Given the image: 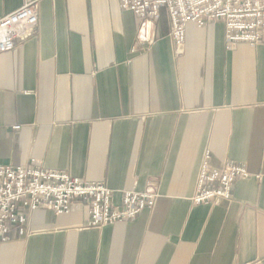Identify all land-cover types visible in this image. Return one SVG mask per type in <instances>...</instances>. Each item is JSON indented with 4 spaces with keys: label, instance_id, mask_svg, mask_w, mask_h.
Wrapping results in <instances>:
<instances>
[{
    "label": "crops",
    "instance_id": "1",
    "mask_svg": "<svg viewBox=\"0 0 264 264\" xmlns=\"http://www.w3.org/2000/svg\"><path fill=\"white\" fill-rule=\"evenodd\" d=\"M34 1L36 34L0 55V166L157 202L105 227L86 209L29 212L0 264H264V45L229 50L222 22L188 24L179 55L165 11L141 23L120 0H0V17ZM205 161L251 176L194 205Z\"/></svg>",
    "mask_w": 264,
    "mask_h": 264
},
{
    "label": "built area",
    "instance_id": "2",
    "mask_svg": "<svg viewBox=\"0 0 264 264\" xmlns=\"http://www.w3.org/2000/svg\"><path fill=\"white\" fill-rule=\"evenodd\" d=\"M120 4L141 23L158 22L165 11L179 55L188 24L203 28L209 22H222L229 50L239 44L264 45V0H120ZM38 23V1L0 17V55L13 51L17 41L33 37ZM250 176L246 168L235 162L215 169L205 161L192 202L218 205L230 201L236 181ZM113 195V190L102 183L86 182L66 172L0 166V243L11 241L16 230L20 236L25 235L29 212L45 210L60 216L86 209V227H105L134 221L157 202L154 190L124 192L119 204Z\"/></svg>",
    "mask_w": 264,
    "mask_h": 264
}]
</instances>
